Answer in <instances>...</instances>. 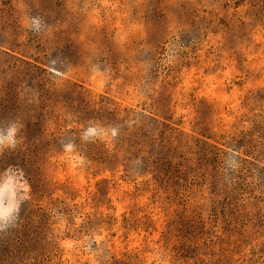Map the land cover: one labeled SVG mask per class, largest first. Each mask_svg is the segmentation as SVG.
Listing matches in <instances>:
<instances>
[{"label":"rangeland","instance_id":"374dc122","mask_svg":"<svg viewBox=\"0 0 264 264\" xmlns=\"http://www.w3.org/2000/svg\"><path fill=\"white\" fill-rule=\"evenodd\" d=\"M12 127L0 264H264V0H0Z\"/></svg>","mask_w":264,"mask_h":264},{"label":"clouds","instance_id":"9594fccd","mask_svg":"<svg viewBox=\"0 0 264 264\" xmlns=\"http://www.w3.org/2000/svg\"><path fill=\"white\" fill-rule=\"evenodd\" d=\"M35 24H39V21H33ZM17 129L15 127H12L8 130L7 135L5 136L2 132H0V147L2 146H11L15 147L16 145V135ZM97 130L94 128H91L85 133V139H87L89 136L96 135ZM112 134H116V130H112ZM66 150L68 152L72 151L73 146L72 145H66ZM12 187L11 182L9 184L5 185V192L9 190V188ZM22 187H25L26 191H30V188H28L26 185H23ZM18 211V203L13 199L7 206H3L0 204V229H3L7 226L8 222L13 216L14 212Z\"/></svg>","mask_w":264,"mask_h":264}]
</instances>
